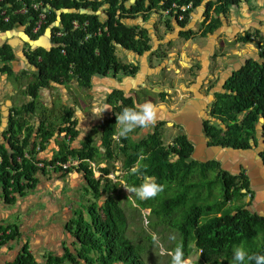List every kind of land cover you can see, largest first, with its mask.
I'll list each match as a JSON object with an SVG mask.
<instances>
[{"label": "trees", "instance_id": "1", "mask_svg": "<svg viewBox=\"0 0 264 264\" xmlns=\"http://www.w3.org/2000/svg\"><path fill=\"white\" fill-rule=\"evenodd\" d=\"M204 1L209 12L214 8L216 10V17L202 34V37L208 38L209 35L220 31V14L226 16L231 6L238 5L240 0H23V4L11 0L12 9L8 13L10 20L0 21V34L20 25L25 28L26 36L36 42L52 28V48H35L26 56L36 69L37 82L32 85L33 94L40 87H50L52 83L67 86L73 81L83 89H91L94 78L111 74L137 76L139 65L121 60L117 55L118 48L138 55L142 59L143 67H148L149 63L144 59L148 54H154L152 38L149 32L143 29V24H134L136 21L145 22L150 20L154 13L169 12L168 15L187 28L191 13L204 4ZM35 2H43L39 11L32 8ZM24 5L29 8L26 14L15 13ZM215 5L217 6L214 7ZM103 7L106 9L103 10ZM183 8L186 10L183 11ZM44 12L47 18L41 30L36 33L40 14ZM60 13H63L61 20ZM181 16H184L183 21H179ZM186 32L184 36L190 39L193 33ZM258 39L261 58H264V38L260 32L255 35L248 33L242 37L245 43ZM15 60L16 56L11 47L0 48V73L13 75L10 64ZM138 77L144 79L142 75ZM225 87L232 90L233 95L225 92L222 97L227 100L221 101L216 107L227 128L219 131L214 143L218 144L217 148L249 150L251 136L257 134L260 120L264 121V62L257 57L250 58L247 66L236 72ZM122 99L124 106L120 107L119 102H122ZM106 104L110 107L117 105L118 108L100 127L101 130L96 132L100 135V146L92 137L83 143L81 150L69 151L63 145L68 153L61 152L53 160H38L34 153L43 151L44 146L49 143L55 132V123H41L37 134L40 145L37 148L36 144L32 146L35 130L29 119L35 110L33 103L17 110L14 117L10 111L7 143L0 145V185L9 196L17 198L35 190L40 182V174H47L49 167L56 169L59 162L66 163L70 157L82 161L78 166L79 170L85 172L86 181L94 191L95 198L99 200L105 193L109 196L102 206L97 207L95 203L89 207V222L84 221L83 214L79 215L78 230H83L79 233L82 245L79 255L68 254L63 259L50 258V264H82V261L86 264H147L145 255L150 251V246L134 243L128 237L129 225L125 211L118 198L113 195L121 187V182H125L127 188L133 191L139 188L147 176L154 177L163 190L150 198H140L135 191L132 193L141 209L152 210L156 225L169 227L178 234L180 240L178 239L177 246L169 249L174 254L177 248H181L188 260L200 253L199 260L192 261L191 264H236L233 259L234 250L243 246L249 254H264V243H257L259 236L264 238V217L254 216L243 210L242 206L230 205L243 200L249 192L255 194L247 175H231L222 170L216 160L208 163L198 161L193 157L194 149L187 147L186 143L180 142L183 148H174L175 152L172 154L159 145V140L152 147L151 142L147 141L136 144L129 133L122 137L126 145L121 149L122 154L128 156L126 168H131L141 152H144L147 158L138 170L122 176L118 183L105 178L104 175H110L109 169L100 168L104 177H97L98 175L90 169V163L102 162L103 150L107 157L113 158L112 145L118 133L117 116L125 107L137 105L134 97L126 98L122 91L112 94ZM241 114H244V120L240 122L238 116ZM73 117L74 112L66 110L62 118L63 123L68 125L61 131L66 134V138L71 136L75 140L78 132L74 129L76 121ZM1 125L0 113V127ZM23 131H26V134L21 138ZM158 134L157 132L156 135ZM183 138L186 141V137ZM40 163L45 167L40 168ZM64 172L68 173L70 170ZM212 178H215L216 184L222 189V195L217 202H210L204 207L198 204L197 199L203 196V199L207 197L208 201L215 197V189L206 195L207 186L212 189L208 184ZM197 192H201L200 195ZM5 233V230L0 228V242L6 237L11 239L16 235L12 230L8 236H5ZM146 241L154 243L151 235L147 236ZM92 253H95V258ZM15 264L35 262L31 255L23 254ZM168 264H173V259ZM244 264L255 262L246 259Z\"/></svg>", "mask_w": 264, "mask_h": 264}, {"label": "crops", "instance_id": "2", "mask_svg": "<svg viewBox=\"0 0 264 264\" xmlns=\"http://www.w3.org/2000/svg\"><path fill=\"white\" fill-rule=\"evenodd\" d=\"M214 1V0H211ZM255 1V4H251ZM205 2V1H204ZM215 5L214 7H216ZM206 2L201 4L191 13L189 19V26L194 32L196 28H201V31H205L210 23L205 25L203 15L206 11ZM106 7H103L105 10ZM172 17V18H171ZM221 27L220 31H216L214 34L209 35V39L215 38V43L211 50L206 52V60H210V57L216 55V45L220 44V39L224 37H230L237 40L238 43H244L242 37L246 32L251 35H255L256 32H260L264 38V0H240L238 5L231 6L226 16L220 14ZM246 19V21L244 20ZM158 21H161L162 31L175 28L176 19L171 15H166L164 12L161 14L154 13L150 20L144 22V20L136 21L134 24H143L142 27L154 31L156 35L159 34ZM164 28V29H163ZM153 29V30H152ZM27 30V29H26ZM168 32V31H164ZM163 32V33H164ZM152 39L155 37L152 35ZM155 37L154 39H156ZM206 39V37H203ZM39 40V39H38ZM264 40V39H263ZM158 41V40H157ZM214 42V41H212ZM166 43V42H164ZM160 42L157 43V51L160 46ZM260 42L252 41L246 43L245 48H249L248 51L242 47L241 51L243 55L238 59L228 60V64L233 62L240 66L241 63H245L246 60L257 57L260 51ZM11 47L16 60L10 65L13 71L12 75L8 73H0V111L2 117V125L0 127V145L7 143L9 129V116L6 113H13L21 108L31 105L35 106V110L32 113L30 119V125L34 127V135L32 137V146L36 144L37 148L40 145V141L37 139L38 129L43 121H48L52 124L54 135L49 140V143L44 146V150L41 152H35L34 156L38 160H53L61 151L62 141L59 140L58 131L60 128L61 113L64 109L72 110L74 107L69 99V91H72L73 86H79L77 82H72L67 86L52 83L50 87H40L33 94L32 85L37 82L36 69L34 66H30L28 61L21 57V54L29 53L35 49L34 45L30 44L29 38L25 34V28L20 25H16L15 28L9 32L0 34V48ZM159 46V47H158ZM255 46V47H254ZM44 48V47H37ZM52 48L47 46V50ZM252 48L254 50H252ZM257 51V54H254ZM128 56V62L138 61L141 59L138 55L125 52ZM24 54V55H25ZM28 58V57H27ZM150 55L146 56L148 61ZM173 58V57H172ZM133 60V61H132ZM142 62V59H141ZM149 62V61H148ZM31 63V62H30ZM127 63V62H125ZM207 63V62H206ZM119 76L121 80H119ZM136 77H127L123 74H111L107 77H98L93 79V85L90 89L93 93L92 98L95 100L96 94L100 93L111 95L114 91H122L126 97H133L136 91L139 90L141 82ZM139 78V77H138ZM11 79V80H10ZM200 87V86H199ZM98 95V94H97ZM91 97V95H90ZM105 98V97H101ZM137 104V98H135ZM68 103H71L69 106ZM60 104V107H58ZM63 104L64 106H62ZM121 102H119V105ZM99 103H95L96 110ZM100 106V105H99ZM114 106V105H113ZM113 106L106 104L105 113L111 114L113 112ZM63 107V109H62ZM194 108V115L196 117H190L191 122H187L192 130L197 129V123L194 124V119H198L200 116L202 106L198 108V104L192 106ZM75 115L72 118L75 120L77 114H84L83 112H74ZM91 118H94L95 124L99 122L100 118H96L92 113ZM85 117V115H84ZM197 134V131H195ZM263 129L261 128L257 133V137L261 138ZM26 131H23L21 138L25 137ZM98 134V133H96ZM96 137V144L100 146ZM71 149L79 147L77 140L65 141ZM103 150V149H102ZM261 148L254 150H234V149H222L217 147H200L198 146L196 151V159L203 163L216 160L221 165V169L228 172L231 175H238L242 171L247 175L250 180L251 189L255 192V200L250 201V197L246 196L243 200L237 201L235 205L242 206L243 210L251 213L254 216L264 217V162L260 157ZM104 152V150H103ZM198 157V158H197ZM79 169H73L68 173H65L61 169L48 168L47 174H40V182L35 190L27 193L25 196H18L14 198L9 196L5 189L0 185V228L5 230V236L11 234V230L16 232V235L8 239L4 238L0 242V264H15L18 258L23 254H29L33 257L35 264H50V258L63 259L66 255L78 254L82 250L81 240L79 233H82V229L77 227L76 219L78 215L83 214L85 222H89V207L96 203L94 191L90 188L86 181V174ZM255 175V184L252 183L249 175ZM97 176V173H95ZM100 174V173H99ZM73 181V182H72ZM83 191L86 192L85 195ZM92 193L93 197L89 198L88 194ZM102 197L98 200L101 204H97V207L102 206L104 201ZM88 197V198H87ZM87 198V199H86ZM81 203V204H80ZM242 204H245L243 206ZM230 205H234L233 203ZM80 213V214H79ZM4 235L3 232H1ZM257 242L264 243V238L259 236ZM70 264V263H67ZM82 264H86L82 261Z\"/></svg>", "mask_w": 264, "mask_h": 264}, {"label": "rangeland", "instance_id": "3", "mask_svg": "<svg viewBox=\"0 0 264 264\" xmlns=\"http://www.w3.org/2000/svg\"><path fill=\"white\" fill-rule=\"evenodd\" d=\"M251 4H255V1H253ZM246 21V19H244ZM161 25L163 23L161 21H158V27H159V35L161 38L165 37L164 31H168L169 33H172L171 29H167L162 31ZM164 29V28H163ZM197 33L201 31V28L198 27L195 29ZM164 32V33H163ZM226 36V34H222ZM221 37L220 44L216 45L215 51L216 55L210 57L211 61L210 64H205L206 60V51L211 50V47L213 48L215 43L214 39L209 38H202V39H191L190 41H182L178 40L177 38L169 40L167 43H162V47L159 48V50L156 52H162L164 54L163 56V62H165L166 70L164 73L160 74L158 72L159 70H151L149 72V66L151 67V63L153 65L159 64V61L155 59L154 55H151L149 58V61H151L147 68H144L141 71L142 77H144L143 80L137 77V79L140 80L141 84L139 85V90L144 92V96L141 97L142 99H137L138 104H142L143 102L148 101V99H154V103L157 106H165L167 109L174 111L176 113V110L181 108L182 99L188 98L190 95L189 91H194V89L198 88L200 84L197 86H193L192 84L194 82L197 83L198 79L199 81L202 80L201 78H197L198 76L203 75V71L207 70V73L209 76L207 79L203 82L204 86H209V84L215 85L217 83L219 76L221 73H224L225 71H230V65L227 63L228 60L238 59L243 55V52L241 51L242 47L246 50V52H249V48L244 43H238L237 40H234L230 37ZM200 38V37H198ZM165 39V38H164ZM214 41V42H212ZM154 48H155V42ZM216 44V43H215ZM223 46V47H222ZM255 47V46H254ZM255 49V48H254ZM252 48V50H254ZM254 54H257V51H255ZM117 55L118 57L123 60L124 62H128V56L122 51V49H117ZM173 57V58H172ZM160 60V59H159ZM149 72V74L147 73ZM15 77V76H14ZM13 75L11 79L14 78ZM122 76H119V80H121ZM10 79V80H11ZM195 84V83H194ZM72 91H69V99L72 103V107H74L76 110H81L84 114H77V117L79 120H81L82 126H80V133L82 139H84V135L88 127H86V121H89V118H84V115H87L90 117V115L93 113L96 118H100L101 120L103 117H106L105 113V101L108 97L100 95V93H94L96 94L95 100L94 98L88 97V92H86L85 89L79 87V86H73ZM164 90L169 92L167 94V97H163L162 94L164 93ZM92 92V91H91ZM89 92V95H93V93ZM98 94V95H97ZM169 95V96H168ZM203 97H198L200 100H205L209 93L206 90L202 93ZM105 97V98H101ZM148 98V99H147ZM197 94L195 92V95L191 97L192 99H196ZM71 103H68L70 106ZM99 103L98 107L95 111L93 109L95 108L94 104ZM195 104L196 102H192ZM64 106L63 104H61ZM194 106V105H192ZM58 107H60V104H58ZM176 107L177 109H174ZM63 109V107H62ZM65 110V109H64ZM1 112V111H0ZM186 115L192 116L193 113L189 109L185 112ZM122 126L118 125V130L120 133V128ZM150 129L149 126L144 127L143 130L145 132H149ZM137 130L136 128L133 130V133ZM180 134V133H179ZM190 134L196 135L195 131H191ZM134 137L140 135L139 130L136 134H132ZM173 138H175L177 135L174 133V130L171 128L168 132V138L167 141H173ZM176 135V136H175ZM121 135L118 134L117 138H119ZM95 137L98 136L95 134ZM96 140V141H97ZM201 147H207V144L203 141L200 142ZM200 146V145H199ZM198 158V157H197ZM103 161V160H102ZM120 162H122L120 160ZM120 163L117 164V167H120ZM105 167L106 165H102ZM114 171L112 175L105 176V178H109L114 180L115 182H120L122 179L121 173L116 168H113ZM95 173H97V177L103 178V175L99 174V167L95 164L93 165V170ZM214 173L212 174V176ZM214 181V182H213ZM73 182V181H72ZM121 187L117 191V193H114L113 195L118 198L119 203L121 204V207L124 209L126 214V219L129 227L127 228V235L128 237L134 242L139 243L142 245L147 244L150 246V251L145 255V261L147 264H168L174 257V253L170 251L169 249L175 248L177 246L178 239L180 240V237L176 232L172 231L169 227H163L158 226L154 223L156 221V218L152 216V210L151 209H141V207L138 206V203L135 200L134 193L129 188H127V185L125 182H121ZM212 186V189L207 186L206 195L208 196L211 191L215 189V197H213L211 200L207 201V197L203 199V196L198 197V204L203 205L204 207H207L210 202L215 203L216 200L222 195V189L219 188V184H216L215 178H212L210 182L208 183ZM198 195H200L201 192H197ZM86 192L83 191L82 195H85ZM192 195H195V191L192 192ZM205 195V196H206ZM89 198L93 197V194H88ZM109 196L105 193L103 200L107 199ZM88 198V197H87ZM86 198V199H87ZM191 198V202H193ZM106 201V200H105ZM130 202V203H129ZM97 204H101V201L96 200ZM237 202H234L235 205ZM81 204V203H80ZM80 214V213H79ZM79 216V215H78ZM77 223V227H79V217L75 221ZM151 235L153 237L154 243H150L149 241H146L147 236ZM258 239V238H257ZM258 241V240H257ZM258 243V242H257ZM243 248L246 249L245 246ZM247 250V249H246ZM76 256L78 254H75ZM93 258H95V253L91 254ZM200 253L193 255L189 260V264L192 261L199 260Z\"/></svg>", "mask_w": 264, "mask_h": 264}, {"label": "flooded vegetation", "instance_id": "4", "mask_svg": "<svg viewBox=\"0 0 264 264\" xmlns=\"http://www.w3.org/2000/svg\"><path fill=\"white\" fill-rule=\"evenodd\" d=\"M214 9L211 10L210 12L208 11V9H206V11L203 15L205 25L207 23L211 24L213 19L216 17V14H215L216 10H214ZM183 20H184V16H181L179 18V21H183ZM189 24L190 23L187 24V28H186L185 26L183 27L182 24H179V22H176L175 28L174 27L171 28L172 33L167 32L164 34L165 39L161 38L159 34L157 36L154 31L151 33V30H149V29H146V30L149 32L151 38L153 37L152 36L153 34L155 35V37H157L156 39L158 40V42H160V45L164 42L167 43V42H169V40L174 39V38H177L178 40H182V41H190L191 39H194V38L195 39H202L203 38L202 37L203 31H200L199 33L194 32L191 28H188ZM143 29H145V28H143ZM187 29H189V30H187ZM186 31H190L193 33V36L190 39H187L184 36V33H187ZM246 33L248 34V32H246ZM247 34H245L244 36H247ZM198 37H200V38H198ZM153 42H155L154 38L152 39V43ZM153 45H154V43H153ZM160 47H162V46H160ZM153 48H154V46H153ZM157 51H153L154 54L153 53L152 54L155 56V59L159 61V64L153 65L151 63V67L149 66V68H150L149 72H151V70H156V71L159 70L158 72H160V74H162L166 70L165 62H163L164 61L163 60L164 54H162V52L156 53ZM258 58L261 60V62H264V58H261V52L260 51H259ZM210 61L208 60V61H204V62H205V64L208 65V63L210 64ZM248 61H249V59L246 60L245 63L244 62L241 63L240 66H238L234 62L232 64H229L231 67L230 71H225L224 73H221L219 78H217L218 80L216 81L217 83H215V85L209 84V86H206V87L204 86L203 82L207 79L209 74L207 73V70H204L203 75L197 77V78H201L202 80L199 81V79H198L197 83L194 82L195 84L194 83L192 84V87L197 86L198 84H200L199 85L200 87L194 89V91L188 90L190 93L189 94L190 96L187 99L186 98L182 99L181 108H179V110L176 107H174V109H177L176 113L174 111L167 109V107H165V106H160V107L157 106L154 103V99H152V98L148 99L147 98L148 101H146V102L153 103L158 108H161V111H159V113H158L156 122L152 125H149L153 129L152 130L150 129L149 132H145L143 130L144 127H137L136 128L137 130H135L134 133H133V131L130 132V136H131L132 140L136 144H140V143L142 144L146 141L151 142L150 143L151 147L155 145V142L157 140H159L160 141L159 145L164 147L165 150L171 151L172 154H174L173 152H175L174 148H177V149L183 148L182 146H180V142L184 143V144L186 143L187 147H192L194 149L193 157H196L197 148L199 145L201 146V144H199V143L202 141L207 144L208 148H212L213 146L218 147V144L214 143V141L217 140L219 131L221 129H226L227 127H226V124L223 121V117H222L221 113H219V110L217 109L216 105L218 103H220L221 101L227 100V99H224L222 97L225 94V92L233 95L232 90L226 89L225 86L233 78V76L236 72H239L241 69H243L244 67L247 66ZM150 62L151 61H149L148 63H150ZM127 63L139 65L140 69H139L137 76L142 74L141 71L143 70V67H142L143 63L141 62V59H139L138 61L127 62ZM149 72H147V73L149 74ZM141 85H144V84L142 83ZM224 87H225V89H224ZM85 90H86V92H88V97H90L89 92H91V90L90 89H85ZM206 90L208 91L209 96L205 100H200V98H198V97H203L202 93L205 92ZM115 92L116 91H114L112 94H114ZM195 92L197 94V98L191 100V97L195 95ZM167 94H169V92L164 90V93L162 94V96L167 97ZM111 95L110 94L106 95V97H108V98L105 101V106H106V102L111 98ZM124 96L126 97V95H124ZM143 96H144V92L142 93V91H136V93L134 94L133 97H134V99L135 98L142 99L141 97H143ZM133 97L131 96V98H133ZM91 98H92V95H91ZM126 98H129V97H126ZM146 102H143V103H146ZM192 102H196L198 104V108H200V106H202L200 116L197 117L198 118L197 120L194 119V121H195L194 124L197 123V126H198V128L197 129L194 128V130H192L187 123V122H191L192 119L189 120L190 117H192V118L196 117L194 115V108L192 107V105H196V103L193 104ZM123 106H124V102L122 99L120 107H123ZM113 107H114L113 112L111 114H105L106 117H103L102 120L99 119V122L97 124H95L93 117L91 118V116L90 117L87 116L88 114L85 115L84 118H86V119L89 118L88 119L89 121H86V127H88L89 129L86 130L85 135H84V139H82L81 133H80V126H82L81 120H79L78 117L74 120V121H76V124H74L73 126H74V129L78 132L77 138L75 140H77L79 143V147L75 148V149H71L68 146V144L65 142L68 140H70L71 142L75 141V140H73L71 136L66 138V134L61 131V129H63L66 125H68V124L65 125L63 123V118H62L65 115V112L67 110V109H65L61 113V120H60L61 124H60V128L58 131V135L60 136L59 140L62 141V144H64L65 147H67L69 151L83 149V143L86 142L87 140H89L90 137H92L96 140V137H95L96 132L99 131L100 127L108 120V118L113 116L114 111L118 108L117 105H114ZM187 109L192 111V113H193L192 116L185 114ZM79 111L82 112L81 110H76V111L74 110V112H76V113H78ZM74 115H75V113H74ZM238 118H239L240 122L243 121L244 120V114L239 115ZM149 126H148V128H149ZM170 128L172 130H174V133H176V135L178 134L177 136L175 135L176 136L175 138H173L174 135L172 136L173 141H171V142L167 141L168 132H169ZM262 128H263V132H262L263 134H262L261 138H258L257 134L254 137L251 136L250 144H251V149L252 148H254V150H256L258 148L262 149V151L260 152V157H261L262 161L264 162V127H263V125H262ZM138 130H139L140 135L134 137L132 134H136L138 132ZM191 131H197V134L195 132L196 135L192 136L190 134ZM257 131L259 132V130H257ZM157 132L159 133L158 136L156 135ZM118 134H119V130H118L117 135L114 137V142L112 145L113 146L112 148L114 150L113 158L107 157V155H105V151H104L103 155H102V159H103L102 162H100V163L91 162L90 163L92 166V169H93V165H95V164L99 167V173L101 175H103L104 172H102L100 170V168L109 169L110 175H112L113 172H115L113 168H116L117 170L122 172L121 175L125 176L128 173H133L134 171L138 170L140 165L143 163V160L147 158L146 154L144 152H141V154L137 156V160L131 166V168L127 169L125 165H126V161L128 159V156L125 155L124 153L122 154V150H121L126 145H125V142L122 140L123 136H120L119 138H117ZM183 137H186V141L184 140ZM216 142H218V141H216ZM224 149H227V148H224ZM68 150L61 146L60 153L61 152L68 153ZM172 154H170L171 157H172ZM64 155H67V154H64ZM175 158L178 159V156H176ZM70 159H73V158L70 157ZM120 160L122 162H120ZM119 163L121 165H120V167H117V164H119ZM103 164L106 166L103 167L102 166ZM241 173H244V171H242ZM240 174H238V175H240ZM234 176H236V175H234ZM247 196L250 197V201L253 202L255 200V195H253L252 193H250V192L247 193Z\"/></svg>", "mask_w": 264, "mask_h": 264}, {"label": "clouds", "instance_id": "5", "mask_svg": "<svg viewBox=\"0 0 264 264\" xmlns=\"http://www.w3.org/2000/svg\"><path fill=\"white\" fill-rule=\"evenodd\" d=\"M183 9L186 10V8ZM164 13L168 15L169 12H164ZM159 111H161V108H158L156 105H154L151 102L125 107L117 116V124L122 126L120 128L119 134L121 136L126 137L130 132H132L137 127H147L149 125L154 124L156 122ZM263 123L264 121L260 120V124L258 126H261L262 128ZM71 161H80V160L69 159V161L66 163H69ZM66 163L59 162L58 164H66ZM58 164L56 165V169L59 168L62 169L63 171H66ZM73 169H79V167L78 166L71 167L67 170L71 171ZM90 169H92V166H90ZM162 190H163L162 186L156 182L154 177L147 176L144 179V182L139 186V188H136L133 191H135L140 198H150L156 196ZM233 259L236 262V264H244L246 259L248 261H254L255 264H264V254H260V253L249 254L248 251L243 247L235 248ZM188 260L185 258L183 250L181 248H177L173 257V264H189Z\"/></svg>", "mask_w": 264, "mask_h": 264}, {"label": "built area", "instance_id": "6", "mask_svg": "<svg viewBox=\"0 0 264 264\" xmlns=\"http://www.w3.org/2000/svg\"><path fill=\"white\" fill-rule=\"evenodd\" d=\"M11 0H0V21L3 19L4 22H9L10 20V16H9V11L12 9ZM18 3L23 4V0H17ZM43 7V2H35L34 4H32V8L35 11H39L40 8ZM174 7H177V5H174ZM28 7L24 5V7L22 9L17 10L15 13H21V14H26L28 12ZM183 11H185V9H183ZM47 18V14L41 13L40 14V21L38 23V26L35 29V32H39L41 30V27L44 23V21ZM58 36H61V34H58ZM1 113V112H0ZM81 163V161H71L69 163L66 164H58L60 167H62L64 170H67L71 167H77L79 166ZM40 168H44L45 165L43 163L39 164Z\"/></svg>", "mask_w": 264, "mask_h": 264}, {"label": "water", "instance_id": "7", "mask_svg": "<svg viewBox=\"0 0 264 264\" xmlns=\"http://www.w3.org/2000/svg\"><path fill=\"white\" fill-rule=\"evenodd\" d=\"M62 14H63V13H60V15H59V20L62 19ZM52 32H53V31H52V28H49V29L47 30L45 36L42 37V38H40L38 41L33 42L31 39H29L30 44H31V45H34L35 48H37V47H44V48H47V46H49V40H51V38H52ZM154 36H155V35H154ZM154 38H155V37H154ZM157 43H159V42H158L157 40H155V48H156ZM155 48H154V49H155ZM21 55H22L21 57L25 58V59L28 61L26 55H24V54H21ZM148 55H149V54H148ZM257 58H258V56H257ZM144 60H146V59H144ZM28 64L31 66L30 61H28ZM9 115H10V113H6V116H7V117H8ZM257 129L260 130V129H261V126H258ZM200 147H201V146H200ZM261 164L264 165L263 163H261ZM249 177H250V179L252 180V183L255 184V181H256V179H255V175H253V174L251 173V175H249ZM256 182H257V181H256ZM263 183H264V182H263Z\"/></svg>", "mask_w": 264, "mask_h": 264}]
</instances>
